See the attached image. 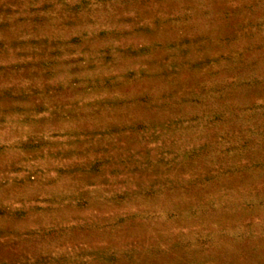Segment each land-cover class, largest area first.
Returning a JSON list of instances; mask_svg holds the SVG:
<instances>
[{
    "label": "rangeland",
    "instance_id": "374dc122",
    "mask_svg": "<svg viewBox=\"0 0 264 264\" xmlns=\"http://www.w3.org/2000/svg\"><path fill=\"white\" fill-rule=\"evenodd\" d=\"M0 264H264V0H0Z\"/></svg>",
    "mask_w": 264,
    "mask_h": 264
}]
</instances>
